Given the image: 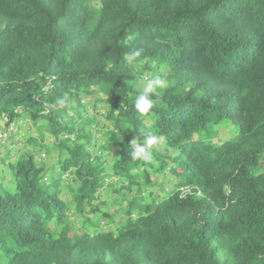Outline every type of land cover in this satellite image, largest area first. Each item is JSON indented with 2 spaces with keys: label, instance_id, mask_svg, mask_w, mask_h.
<instances>
[{
  "label": "trees",
  "instance_id": "1",
  "mask_svg": "<svg viewBox=\"0 0 264 264\" xmlns=\"http://www.w3.org/2000/svg\"><path fill=\"white\" fill-rule=\"evenodd\" d=\"M140 63L168 81L144 115ZM2 114L47 122L40 149L56 160L10 161L0 264H264V0H0ZM150 134L152 161L131 159ZM108 163L122 187L168 171L174 188L131 201L115 230L77 235L69 213L105 206Z\"/></svg>",
  "mask_w": 264,
  "mask_h": 264
},
{
  "label": "rangeland",
  "instance_id": "2",
  "mask_svg": "<svg viewBox=\"0 0 264 264\" xmlns=\"http://www.w3.org/2000/svg\"><path fill=\"white\" fill-rule=\"evenodd\" d=\"M142 65V63L134 65L130 79L141 90H143L145 81L154 75L159 74L165 79V77L156 70L150 72L142 71ZM159 91L160 90H158V92ZM97 93V91H92L91 96L84 95V97L87 98H85L84 101L88 102V100H90L91 104V100L94 99L93 96H98ZM99 102L102 103L101 100ZM92 118L93 119L88 123H91V125L98 124V127L95 126L93 129V132L98 131V135H100L102 131H106L107 126H104V118L100 116H94ZM16 125V131L11 137H9L7 142L0 144V187L8 190H12L14 188V174L9 166V163L10 161H16L21 154L33 151L36 163L38 165L43 164L46 167L52 166L56 160L54 157H50L48 153H45L44 150L40 149V145L42 143L43 145L49 146L53 144L55 139V137L49 132L47 122H34L31 118H29V116H25L22 119H18ZM219 129L224 130V126L220 125ZM30 137L35 139L33 143L28 141ZM100 139L102 140L103 138L100 137ZM5 157L7 158L4 159ZM260 167L261 169H264V158L261 161ZM107 169V187L104 189V192L101 193L103 199L105 200V206H103L98 213L86 212L82 215L77 213L75 210L74 212L69 213V222L72 225L73 232L77 235L83 233L94 234L101 230H115L117 227H120L126 222L128 218L127 211L130 208L131 201L135 199L143 205L148 203L154 205V203L157 202V196L159 194L160 197L167 196L169 191L174 188V177L168 171L162 173H152L151 178L157 183L156 185L147 186L142 182L139 183V185L128 188L125 186L122 187L113 177H111L109 163L107 164ZM166 191L168 192L166 193ZM131 209L134 213L133 218H135L139 213V208L136 205L131 206Z\"/></svg>",
  "mask_w": 264,
  "mask_h": 264
},
{
  "label": "clouds",
  "instance_id": "3",
  "mask_svg": "<svg viewBox=\"0 0 264 264\" xmlns=\"http://www.w3.org/2000/svg\"><path fill=\"white\" fill-rule=\"evenodd\" d=\"M143 49H133L129 52L127 59L135 61L141 57ZM168 87V81L162 78L159 74L148 78L143 86V90L139 91L135 97L134 107L138 113L144 115L148 114L154 106L153 96L158 95V90H163ZM63 103V100L60 101ZM161 143L160 137L155 134L147 135L143 143H138L136 138L133 139L129 145L130 158L133 160L151 162L153 159L152 151L153 146Z\"/></svg>",
  "mask_w": 264,
  "mask_h": 264
},
{
  "label": "built area",
  "instance_id": "4",
  "mask_svg": "<svg viewBox=\"0 0 264 264\" xmlns=\"http://www.w3.org/2000/svg\"><path fill=\"white\" fill-rule=\"evenodd\" d=\"M102 114H105V111H102ZM16 124L17 122H9L5 114L0 116V144L6 143L9 137L12 136V134L16 131ZM178 190L181 194H185L190 191L188 187H180Z\"/></svg>",
  "mask_w": 264,
  "mask_h": 264
}]
</instances>
